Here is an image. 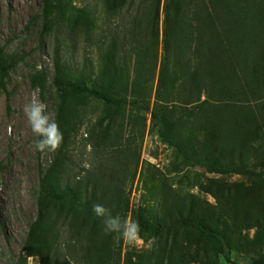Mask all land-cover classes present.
Masks as SVG:
<instances>
[{"label": "rangeland", "instance_id": "374dc122", "mask_svg": "<svg viewBox=\"0 0 264 264\" xmlns=\"http://www.w3.org/2000/svg\"><path fill=\"white\" fill-rule=\"evenodd\" d=\"M167 1L155 34L150 25L144 38L131 41L129 30L138 26L126 7L111 13L108 0H0V64L8 69L0 87V264H231L222 254L215 260L205 238L179 225L183 218L215 226L233 263L251 264L264 255L259 165L245 175L209 173L158 134L155 113L188 154L201 148L189 107L157 100ZM46 22L53 25L49 33ZM112 41L117 48L110 51ZM193 47L189 41L185 58L191 59ZM56 60L68 79L102 85L120 103L81 95L60 122ZM42 74L45 90L33 84ZM34 91L63 133L56 152L35 149L23 113ZM55 161L56 188L73 191L80 205L91 198L113 216L145 219L158 231L141 230L142 243L130 246L117 233L105 235L101 219L86 220L81 211L45 197L41 180Z\"/></svg>", "mask_w": 264, "mask_h": 264}, {"label": "trees", "instance_id": "16d2710c", "mask_svg": "<svg viewBox=\"0 0 264 264\" xmlns=\"http://www.w3.org/2000/svg\"><path fill=\"white\" fill-rule=\"evenodd\" d=\"M136 1L108 0L111 13L126 7L124 11L138 26V31L134 27L129 30L131 41L144 38L150 25L155 34L162 6V0H142L136 8ZM49 5H46L47 11ZM63 9L62 4L57 16ZM164 13L165 56L157 100L184 102L183 105L190 109L188 117L194 118L200 129L202 140L201 148L191 147L188 154L185 145L170 136L166 124L157 121L155 113L161 139L209 173L245 175L252 164L259 165L264 173V0H168ZM192 22L195 24L190 34ZM52 29V23L46 22V32ZM189 41L194 42L191 59L185 58ZM116 48V42L112 41L110 51ZM205 49L208 52L205 53ZM62 65L56 60L53 79L59 97L60 122L74 98L81 95L106 103H120V99L110 97L102 85L96 83L94 87H88L68 79ZM4 66L0 64V87L8 73ZM33 84L45 90L47 79L43 74L39 75L33 79ZM176 87L179 93H176ZM57 168L55 161L42 177V194L71 210L81 211L86 220L96 218L92 205L99 203L90 198L80 205L73 191L56 188ZM139 225L146 232L158 231L155 224L145 219H141ZM179 225L190 234L205 238L211 244L215 260L222 254L231 264H236L226 255L215 226L187 218L180 219ZM251 264H264V255Z\"/></svg>", "mask_w": 264, "mask_h": 264}, {"label": "clouds", "instance_id": "9594fccd", "mask_svg": "<svg viewBox=\"0 0 264 264\" xmlns=\"http://www.w3.org/2000/svg\"><path fill=\"white\" fill-rule=\"evenodd\" d=\"M23 113L36 137L33 141L36 151L41 154L56 152L63 142V133L58 122L47 113V104L39 98L38 91H34L29 102L23 106ZM88 151L91 152V146ZM83 166L91 167L87 162ZM92 211L102 220L105 235L117 233L130 246L142 243L138 221L130 217L122 220L119 215L113 216L111 210L102 204H93Z\"/></svg>", "mask_w": 264, "mask_h": 264}]
</instances>
